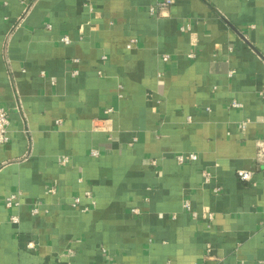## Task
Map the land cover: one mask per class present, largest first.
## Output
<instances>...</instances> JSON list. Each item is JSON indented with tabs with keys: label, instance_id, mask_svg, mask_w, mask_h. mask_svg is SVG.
Wrapping results in <instances>:
<instances>
[{
	"label": "crops",
	"instance_id": "0c3cea01",
	"mask_svg": "<svg viewBox=\"0 0 264 264\" xmlns=\"http://www.w3.org/2000/svg\"><path fill=\"white\" fill-rule=\"evenodd\" d=\"M161 1L0 0V264H264V0Z\"/></svg>",
	"mask_w": 264,
	"mask_h": 264
},
{
	"label": "built area",
	"instance_id": "2783aa9c",
	"mask_svg": "<svg viewBox=\"0 0 264 264\" xmlns=\"http://www.w3.org/2000/svg\"><path fill=\"white\" fill-rule=\"evenodd\" d=\"M21 4L27 6V8L29 9L31 4L34 3L35 1L37 0H19ZM175 2V0H162L155 8H152L150 10L151 14H156L158 13L159 10L161 9H165V8H168L169 6H171L173 3ZM62 41L66 44H70V39L68 37H64L62 39ZM137 43V40H133L129 45H128V48L129 49H132L133 46ZM164 60L167 61L168 60V57L165 56L164 57ZM232 106L234 108H240L241 107V104L237 101H234L232 103ZM112 110L109 109L107 112H111ZM60 123V122H59ZM58 123V124H59ZM9 127H10V118H9V114L8 112L6 111L5 108L3 107H0V142L1 143H8L9 140H10V137H9ZM243 128L245 127V125L242 126ZM100 151L99 150H93L91 152V155L94 156V157H99L100 156ZM177 162L180 164V165H184V164H187V163H190V162H196L198 159H199V156L197 154H178L177 157ZM257 160L258 162H260L261 164H264V140L261 141L259 143V146H258V151H257ZM238 176L241 180L243 181H251L252 177H253V173L250 172V171H245V170H240L238 172ZM212 178V173L207 171L204 173V183L207 184ZM51 192H54V191H51ZM87 196L91 197V194L90 193H87ZM7 207L8 208H15V207H18L20 205V202L17 201V198L16 196H11L10 198L7 199ZM80 204V198H76L75 200V206L76 205H79ZM185 208L189 211H193L192 209V205L189 201L185 202ZM39 212V205L35 206L33 208V213H38ZM194 212V211H193ZM195 216H197V213L194 212L193 213ZM208 218L210 220L213 219V216L212 214H209L208 215ZM11 222H14V223H17L18 222V217L15 216V215H12L11 216Z\"/></svg>",
	"mask_w": 264,
	"mask_h": 264
}]
</instances>
